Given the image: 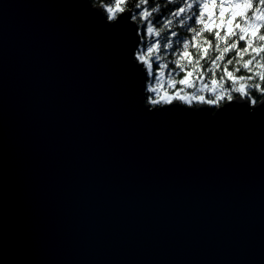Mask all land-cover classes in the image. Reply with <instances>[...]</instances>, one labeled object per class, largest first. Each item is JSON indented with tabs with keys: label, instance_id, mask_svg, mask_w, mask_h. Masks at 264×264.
I'll return each mask as SVG.
<instances>
[{
	"label": "water",
	"instance_id": "obj_1",
	"mask_svg": "<svg viewBox=\"0 0 264 264\" xmlns=\"http://www.w3.org/2000/svg\"><path fill=\"white\" fill-rule=\"evenodd\" d=\"M106 17L0 0V264H264V106H150Z\"/></svg>",
	"mask_w": 264,
	"mask_h": 264
},
{
	"label": "snow or ice",
	"instance_id": "obj_2",
	"mask_svg": "<svg viewBox=\"0 0 264 264\" xmlns=\"http://www.w3.org/2000/svg\"><path fill=\"white\" fill-rule=\"evenodd\" d=\"M106 11L109 21H136V36L147 37L136 44L132 56L155 82L147 85L148 91L179 84L180 93L172 98L183 100L184 87L195 88L200 81V88H210L214 99L197 93L190 100L239 101L251 111L264 106V100L257 103L264 96V0H115ZM170 64L174 67L165 74ZM158 103L170 104L172 99H151V104Z\"/></svg>",
	"mask_w": 264,
	"mask_h": 264
},
{
	"label": "trees",
	"instance_id": "obj_3",
	"mask_svg": "<svg viewBox=\"0 0 264 264\" xmlns=\"http://www.w3.org/2000/svg\"><path fill=\"white\" fill-rule=\"evenodd\" d=\"M91 2L93 4H99L100 6H102V8L104 9L106 15H107V11H106V6H114L115 5V0H91ZM131 7L132 5L128 4L127 5V9H129L131 11ZM136 22V21H135ZM137 24V22H136ZM146 39L147 37L145 36L143 40H141L139 38V43H144L146 42ZM154 69L157 67L156 64L153 65ZM174 66L173 65H169V68L165 70V74L168 72V71H171L172 68ZM241 74H244V73H241ZM183 76V73H177V77H182ZM151 83L153 86H156L155 85V82L153 81L152 77H147V80H146V87H145V90H146V103H148L150 106H152L153 104H151V99H159V96L162 95L163 93L164 94H167V95H178L180 93V89L182 86H180L179 84L176 85V87L174 89H170L169 87H167V85L165 84L163 90H161L160 88H157L159 90V93H152L151 91H148L147 90V85ZM199 94V95H202L205 97L206 100H211V99H214V94L211 92L210 88L209 90L205 91V90H202L200 88V81H196V87L195 88H189V87H184V99L183 100H180V99H177L179 101H181L182 103H186L185 101L187 100L190 104L192 105H195V104H199L201 102H199L198 100L196 99H189V97L191 96H195L196 94ZM257 96H259V93L256 94ZM234 97L235 94H234ZM264 96H260V99L263 98ZM258 99V100H260ZM257 100V101H258ZM227 101L226 99L225 100H222L220 101L218 104H210V103H206L208 105H210L211 107H215L217 105H220L222 104L223 102ZM160 104V103H158ZM156 104V105H158Z\"/></svg>",
	"mask_w": 264,
	"mask_h": 264
},
{
	"label": "rangeland",
	"instance_id": "obj_4",
	"mask_svg": "<svg viewBox=\"0 0 264 264\" xmlns=\"http://www.w3.org/2000/svg\"><path fill=\"white\" fill-rule=\"evenodd\" d=\"M156 93H159V90L157 89V92ZM165 96H168L169 97V99H172V100H174L172 97L174 96V95H167V94H162V95H160L159 96V99H163V97H165ZM186 103L185 104H190L187 100L185 101ZM160 104H163V103H160Z\"/></svg>",
	"mask_w": 264,
	"mask_h": 264
}]
</instances>
